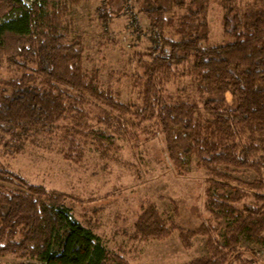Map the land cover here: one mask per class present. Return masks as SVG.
<instances>
[{"label":"trees","instance_id":"1","mask_svg":"<svg viewBox=\"0 0 264 264\" xmlns=\"http://www.w3.org/2000/svg\"><path fill=\"white\" fill-rule=\"evenodd\" d=\"M27 1L0 0V69L6 64L18 73L0 78L2 154L16 157L54 140L63 160L81 164L91 150L114 160L123 144L138 147L141 136L164 135L174 167L195 159L207 175L209 217L198 230L181 231L184 243L207 237V252L184 264H244L243 237L264 247V0L245 8L222 0L228 41L213 45H207L210 0H135L151 41L138 58L141 105L121 103L102 89L97 72L85 70L81 40L72 38L65 21L69 4L83 0ZM165 3L184 13L171 14ZM111 13L110 0H102L99 14L107 26ZM175 81L186 84L178 93L165 90ZM232 169L250 170L256 180L244 183ZM90 201L32 184L0 161V258L62 264L74 217L70 205ZM171 222L148 205L134 236L162 240L171 235ZM88 225L84 235L93 246L85 264H127Z\"/></svg>","mask_w":264,"mask_h":264},{"label":"rangeland","instance_id":"2","mask_svg":"<svg viewBox=\"0 0 264 264\" xmlns=\"http://www.w3.org/2000/svg\"><path fill=\"white\" fill-rule=\"evenodd\" d=\"M26 4H30L25 0ZM102 0H83L69 4L65 19L72 38L80 39L87 72H97L103 90L112 92L121 103L141 105L138 79L143 72L139 55L151 47L149 23L135 0H110L112 19L108 26L100 17ZM165 3L171 14H183L184 9ZM242 8L259 6L255 0H238ZM209 41L207 45L228 41L223 36L222 0H210L208 10ZM18 73L8 65L0 69V78H15ZM184 84L175 81L165 87L178 93ZM139 146L123 144L114 160H103L96 150L87 152L81 164L63 160L61 145L54 140L28 147L24 154L7 157L0 151V161L10 166L35 185L73 194L91 200L73 204L67 248L58 261L62 264H85L93 246L84 230L93 223V232L112 252L127 264H184L203 257L207 252V237L196 235L182 240L181 231L198 230L209 213L205 211L207 178L205 171L193 159L179 169L166 151L164 135L146 141L141 136ZM63 147V146H62ZM229 174L244 183H252L256 175L247 169H232ZM154 205L166 219L172 218L173 230L162 240L143 241L134 236L135 224L144 207ZM242 260L264 262V247L250 244L242 238ZM256 254L252 256L251 252ZM254 257V258H253ZM3 264L19 262L15 258H0Z\"/></svg>","mask_w":264,"mask_h":264}]
</instances>
